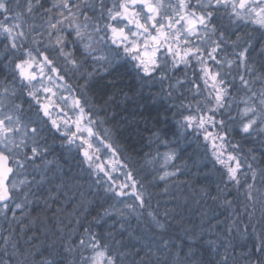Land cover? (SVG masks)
<instances>
[{
  "label": "snow or ice",
  "instance_id": "1",
  "mask_svg": "<svg viewBox=\"0 0 264 264\" xmlns=\"http://www.w3.org/2000/svg\"><path fill=\"white\" fill-rule=\"evenodd\" d=\"M0 73V264H264V0H0Z\"/></svg>",
  "mask_w": 264,
  "mask_h": 264
},
{
  "label": "trees",
  "instance_id": "2",
  "mask_svg": "<svg viewBox=\"0 0 264 264\" xmlns=\"http://www.w3.org/2000/svg\"><path fill=\"white\" fill-rule=\"evenodd\" d=\"M248 30L250 31L251 29H248ZM254 35L258 36V33ZM257 47H259V44L257 45ZM113 78H120L122 80L121 87H123L124 90L128 92V95L132 97L133 92L137 90V86H136L135 81L129 78V73L124 68L118 69L115 73H113L112 76H105L104 79L99 82V84L102 86L106 81L111 80ZM0 79H3L2 73H0ZM129 89H131V91H129ZM121 107L122 108L126 107L127 113H125L124 111H120V116L123 117L126 114L128 116V119L123 122L124 130L122 133L121 143L124 146H126L129 152L136 154V152L139 151L141 144L146 143V140L141 139L142 137H147L148 135V132L145 131V129H151L152 131H155L157 128H159L163 124L166 128L169 129V135H171V129H172L171 120L169 119L167 123L164 122L165 113L162 111V108L159 105L154 104L152 102L150 97L147 100H139L135 102L130 101L126 106L121 104ZM167 115L170 117V113ZM49 142L51 143V139L49 140ZM56 143L58 145L59 141L57 140ZM182 146H184L183 143H182ZM250 146L251 145H245L246 148ZM195 148H196L195 144H193L192 148H187L186 152L181 154V159L176 161V164L177 165L182 164L188 155H193L194 158H202V156H198L196 154ZM144 151L146 152L148 151V149L144 148ZM55 154L60 155V149L58 147L55 149ZM140 154L142 155V153ZM208 168H211V164L208 165ZM79 171L80 170L78 168H73L72 173L78 174ZM200 171L206 172L208 171V169L201 168ZM177 179L183 180L185 179V177H178ZM162 187L163 186L161 185V188ZM258 187L260 186L258 185ZM158 190L159 189H154L153 191H158ZM262 190H264V188H262ZM173 192L177 195V197L180 199L181 202L183 201L184 195L187 194L186 192H179L175 189H173ZM71 194H72L71 192L68 193V196L70 197ZM156 199L163 200V199H167V197H162V198L154 197L153 203H155ZM65 201H66V197L61 195L59 197L58 202H54L51 204V208L53 211H55L57 208H61L62 212L59 213L58 215L60 216L61 219L64 220V223L67 224L70 214L73 212V208L75 207L77 202L72 201L71 203H66ZM171 206L172 205H168V207H171ZM190 206L193 209L191 213H189L188 208H185L184 210V215L186 218L189 216V214L192 217L191 219H186V223L199 224V217L196 215L195 205L191 204V201H190ZM32 208L36 209L35 211H32V216L34 217L37 215V212L40 211V209L37 208L36 205H32ZM97 210L99 209L91 210L90 214L87 217V220H91L92 217L96 215ZM80 211L82 212L83 209H80ZM41 214L47 215V216L52 215L51 212L41 213ZM17 215H19V212L17 213ZM259 218H260V205L257 204L255 219L259 220ZM87 220L85 221V223L87 222ZM246 220H247V217H245V221ZM25 223H28V221H25ZM132 223L135 224L136 223L135 220H133ZM74 225H75V220L73 219L72 225H70V227ZM49 226L54 227L55 226L54 222L50 224ZM240 226L241 228L244 227L243 222L241 223ZM7 227L8 225L6 227L4 226V228H7ZM178 231L179 229H175V228L173 229V233H177ZM37 259H39V257H37Z\"/></svg>",
  "mask_w": 264,
  "mask_h": 264
},
{
  "label": "rangeland",
  "instance_id": "3",
  "mask_svg": "<svg viewBox=\"0 0 264 264\" xmlns=\"http://www.w3.org/2000/svg\"><path fill=\"white\" fill-rule=\"evenodd\" d=\"M160 151L163 152V151H165V149L161 148ZM37 179H38V177H37ZM13 207H14V205H13ZM11 215H12L11 212H9V213H8V216L11 217ZM109 223H111V221H109ZM0 225H3V227H4V226L6 227V226L8 225L7 222H5V221L3 220L2 217H0Z\"/></svg>",
  "mask_w": 264,
  "mask_h": 264
}]
</instances>
